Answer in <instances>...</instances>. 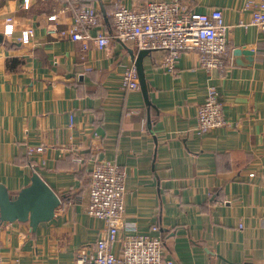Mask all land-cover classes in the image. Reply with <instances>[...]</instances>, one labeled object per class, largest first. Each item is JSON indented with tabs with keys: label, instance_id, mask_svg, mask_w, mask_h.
<instances>
[{
	"label": "crops",
	"instance_id": "obj_1",
	"mask_svg": "<svg viewBox=\"0 0 264 264\" xmlns=\"http://www.w3.org/2000/svg\"><path fill=\"white\" fill-rule=\"evenodd\" d=\"M149 1L156 0H31L23 9L20 0H0V183L14 195L34 171L60 197L54 218L35 232L0 223V262L71 264L93 251L103 221L85 212L89 174L94 161L108 160L126 172L123 221L160 237L165 258L264 264V33L249 24L246 0H181L195 12L221 10L229 59L206 70L185 50L168 72L158 66L163 53L151 51L142 60L150 106L140 89L122 86L133 46L112 40L83 51L79 41L46 33L48 15L64 6L60 28L90 6L110 33L114 3ZM29 28L30 42H20ZM235 49L252 54L234 56ZM208 87L227 125L196 134ZM29 146L44 150L29 155Z\"/></svg>",
	"mask_w": 264,
	"mask_h": 264
},
{
	"label": "built area",
	"instance_id": "obj_2",
	"mask_svg": "<svg viewBox=\"0 0 264 264\" xmlns=\"http://www.w3.org/2000/svg\"><path fill=\"white\" fill-rule=\"evenodd\" d=\"M31 0H20L23 9ZM245 8L250 11V25L264 33V0H246ZM68 6L48 15L46 33L68 37L79 41L83 51L90 47L106 49L112 40L129 44L136 50L160 51L163 56L158 66L173 72L182 51L194 50L200 67L211 70L223 68L229 59L226 34L228 26L223 21L222 12L213 8L200 13L190 9L181 0L149 1L135 8L114 3L109 12L111 32L99 28L100 18L90 6L75 9L73 22L66 28L58 26L59 15ZM4 34L13 32L12 18L7 17ZM242 26H246L240 22ZM93 32V33H92ZM33 35L31 28L22 31L19 41L29 43ZM125 90H138L139 83L134 64L122 73ZM227 125L222 113L219 95L214 87H208L203 103L198 107L196 134ZM43 146L28 147L27 153H42ZM253 176V173L249 174ZM126 172L116 163L96 160L89 174L88 198L85 212L103 221L94 250L77 255L71 264H174L164 257L163 241L158 236L137 233L133 224L122 219L125 200ZM264 224V215L262 218ZM152 230H157L152 227ZM118 243L119 252L114 254L112 246ZM0 264H19L18 261Z\"/></svg>",
	"mask_w": 264,
	"mask_h": 264
},
{
	"label": "water",
	"instance_id": "obj_3",
	"mask_svg": "<svg viewBox=\"0 0 264 264\" xmlns=\"http://www.w3.org/2000/svg\"><path fill=\"white\" fill-rule=\"evenodd\" d=\"M137 72L139 89L146 105L150 106L147 83L142 60L150 55L149 50H138L133 58L132 50H128ZM252 54L249 51L235 49L233 55L240 53ZM148 127L151 121L148 119ZM60 205V197L47 185L37 172H32L30 183L11 195L8 189L0 183V223L20 222L27 223L31 232H35L38 225L52 220L55 211Z\"/></svg>",
	"mask_w": 264,
	"mask_h": 264
},
{
	"label": "rangeland",
	"instance_id": "obj_4",
	"mask_svg": "<svg viewBox=\"0 0 264 264\" xmlns=\"http://www.w3.org/2000/svg\"><path fill=\"white\" fill-rule=\"evenodd\" d=\"M31 3V2H30Z\"/></svg>",
	"mask_w": 264,
	"mask_h": 264
}]
</instances>
